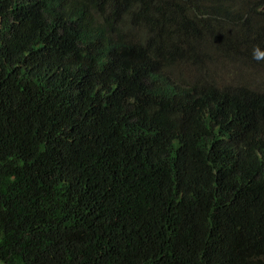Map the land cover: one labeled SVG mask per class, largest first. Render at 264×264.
<instances>
[{
	"label": "trees",
	"instance_id": "1",
	"mask_svg": "<svg viewBox=\"0 0 264 264\" xmlns=\"http://www.w3.org/2000/svg\"><path fill=\"white\" fill-rule=\"evenodd\" d=\"M0 264H264V0H0Z\"/></svg>",
	"mask_w": 264,
	"mask_h": 264
}]
</instances>
